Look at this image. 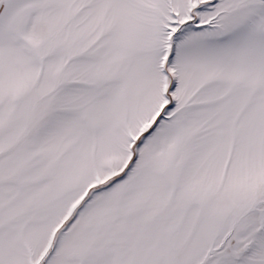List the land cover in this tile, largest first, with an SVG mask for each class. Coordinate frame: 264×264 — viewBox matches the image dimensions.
<instances>
[{"label": "snow or ice", "instance_id": "snow-or-ice-1", "mask_svg": "<svg viewBox=\"0 0 264 264\" xmlns=\"http://www.w3.org/2000/svg\"><path fill=\"white\" fill-rule=\"evenodd\" d=\"M0 264H264V0H0Z\"/></svg>", "mask_w": 264, "mask_h": 264}]
</instances>
